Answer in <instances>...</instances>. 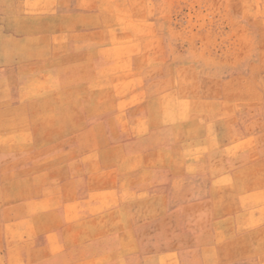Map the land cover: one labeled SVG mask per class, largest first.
Instances as JSON below:
<instances>
[{"label": "rangeland", "instance_id": "374dc122", "mask_svg": "<svg viewBox=\"0 0 264 264\" xmlns=\"http://www.w3.org/2000/svg\"><path fill=\"white\" fill-rule=\"evenodd\" d=\"M10 59L0 264H264V0H0Z\"/></svg>", "mask_w": 264, "mask_h": 264}, {"label": "crops", "instance_id": "0c3cea01", "mask_svg": "<svg viewBox=\"0 0 264 264\" xmlns=\"http://www.w3.org/2000/svg\"><path fill=\"white\" fill-rule=\"evenodd\" d=\"M3 65H6V66H7V65H13V60L10 59L9 62L6 60L4 63H1V62H0V66H3ZM245 129L248 130V128H246V126H245ZM254 161H255V160H254ZM257 161H258V162H261V161H264V159H258Z\"/></svg>", "mask_w": 264, "mask_h": 264}]
</instances>
